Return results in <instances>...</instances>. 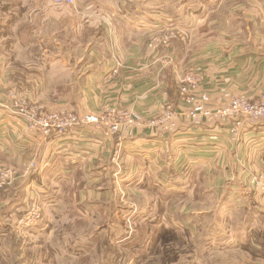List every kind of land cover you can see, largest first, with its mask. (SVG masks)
<instances>
[{"label": "crops", "instance_id": "0c3cea01", "mask_svg": "<svg viewBox=\"0 0 264 264\" xmlns=\"http://www.w3.org/2000/svg\"><path fill=\"white\" fill-rule=\"evenodd\" d=\"M200 1L205 3V11L199 13L203 16L197 17L202 23L209 10L227 2ZM250 1L251 6H246L248 0H243L239 3L240 11L231 10L228 15H235L234 21L226 19L237 25L240 33L236 38L225 39L214 49L201 51L190 59L195 61L184 67L194 65L204 73L194 105L199 109L223 107V95L227 92L253 98L264 91V9L255 5L260 0ZM50 2L53 5L11 9V15L3 20H9L15 45L25 49L45 39L43 33L35 38L40 32L34 34V26L29 25L40 10L47 24L76 21L77 28L87 35L90 53L72 68L63 60L53 63L56 58L39 53L23 54L19 59L17 54L7 56L0 50V94L6 96L16 90L38 102L35 96L49 95L51 84L67 77L76 79L72 85L66 86L68 79L63 84L65 92L71 90L73 96L61 103H58L60 97L54 101L47 99L48 108L83 114L101 112L106 105L114 103L134 108L145 121L163 111L168 101L178 110L182 100L176 81L177 66L170 71L176 85H170L169 73L158 71L143 44L145 35L179 24L177 10L168 11L164 0H75L73 5ZM19 9L25 11L17 16ZM195 22L194 17L187 29L194 28ZM251 22L252 32L242 25L251 26ZM23 27L33 32L28 28L25 33L21 31ZM13 28L16 29L12 34ZM17 30L21 31V37ZM29 62L46 75L28 71ZM35 76L40 79L39 85ZM46 76L54 81L46 83ZM23 88L26 92L21 91ZM4 96H0V103H6ZM231 123V119L220 117L199 120L178 117L177 127L170 133L145 125L121 131L112 138L99 132L74 130L61 137L44 139L32 134L0 104V166L6 165L16 174L12 183L14 192L7 196L16 206L22 187L29 188L32 195L36 184H40V190L45 193L57 191V197H62L64 212L74 205L76 213L73 217L68 215L72 220L87 215L89 204L83 200L88 188L100 192L97 198L101 199L102 192L110 188H106L109 183L116 191L132 190L136 186L153 194L157 207L161 203L168 206L171 201L173 206L182 205L178 208L179 214L186 212L189 221H197L194 229L199 220L216 217L223 223L219 227L221 236L223 233L225 238L233 237L237 241L235 245L220 246L221 251L242 249L264 259V197L252 182L253 176L264 172V121L247 127L238 137L230 134ZM115 150H119V161L112 159ZM58 177H61L60 183H54L53 179ZM27 197H22L20 202L24 204ZM1 203L7 205V201ZM210 206L217 209H207ZM179 214L175 215L178 222Z\"/></svg>", "mask_w": 264, "mask_h": 264}, {"label": "rangeland", "instance_id": "374dc122", "mask_svg": "<svg viewBox=\"0 0 264 264\" xmlns=\"http://www.w3.org/2000/svg\"><path fill=\"white\" fill-rule=\"evenodd\" d=\"M164 1L168 11L177 10L180 13L179 24L164 27L151 35H145L143 44L145 45V53L153 58L158 71L163 70L169 73L167 77L170 85H176L170 71L175 68V65L177 66L179 74L176 81L179 85L184 72L190 68L189 66L186 67L187 69L184 67L195 61V59H190L197 57L203 50L214 49L218 43H222L225 39H235L236 34L240 33L236 30L237 25L228 23L226 19L234 21L236 16L228 14L231 10L240 11L241 4L239 3L243 0H227L220 5L217 4L204 15L207 17L204 23L197 19V17L203 16L199 13L205 11V3H201L200 0ZM53 2L54 4L57 3L54 0ZM42 4L53 5L50 0L46 2L44 0H0L1 52L7 56L17 54L19 59H22L23 54L37 55L39 53L43 57L56 58L57 60L53 63H60V60H63L72 68L81 64V61L90 53V47L86 45L88 42L86 40L87 35L84 36L85 31L77 28L76 21H53L47 24L41 17L43 14H40V10L38 14H35L37 18L33 19L32 24L29 25L34 26V34L40 32V34L35 35V38L43 33L46 35L45 39L43 38L42 42L39 40L34 46L25 48L26 50L15 45V38L13 35L11 36L9 20L3 19L9 17L11 9L16 6L41 7ZM73 4H75V0L71 5ZM245 5L251 6L252 2L248 0ZM255 5L264 9V1L260 0ZM22 11L25 10L19 9L17 16ZM54 11L56 12L57 8ZM262 12L264 13V10ZM194 17L196 20L194 28L187 29L194 22ZM24 24L26 23L24 22ZM250 24L251 26L248 23L242 25L248 27V31L252 32L254 24L253 22ZM28 28L23 27L21 31L26 33ZM15 29H12V34ZM21 31L17 30L20 37ZM30 32L32 33L33 30L30 29ZM167 34L171 35L169 43L166 46L156 44L155 51L151 53L148 49L151 37L155 35L156 38L162 40ZM27 69L41 73L40 76L46 75L31 62L27 63ZM35 78L36 84L39 85L40 79L38 76ZM45 80L46 83L54 81L52 78L47 79V76ZM66 80L67 86L68 84L72 85L76 79L60 78L51 84L54 87L48 88L49 95L40 93L38 97H34L38 102L31 101L23 92L20 94L33 103L43 105L50 112L61 113L63 110L48 108L46 102L47 99L54 101L53 99L59 97L58 100L61 101L58 103L66 102L73 96L70 93L71 90L69 93L65 92L63 84ZM24 90L26 92L24 88L21 91ZM0 96L4 95L0 94ZM4 97L6 98L4 101L10 100L9 97ZM50 103L52 102L48 104ZM110 104L106 105L101 112L88 111L86 113H97L105 116L106 109ZM118 107L134 109L124 107L121 104ZM139 115L141 114L139 113ZM15 179L16 174L12 170L11 178L6 179L7 182L0 189V264H264L263 257L259 258L254 253H247L242 249L239 251H234V249L221 251L220 246L235 245L237 241L233 237L225 238L223 233L221 236L219 227L223 223L221 224L216 217L199 220L201 222L194 229V224L197 221L195 223L189 221V218L185 216L186 212L184 215L179 214L182 205L179 206L180 209L178 210L179 207L173 206V201H171L168 206L157 207V200L154 199L153 194L147 193L146 190L142 191L139 187L135 188V185L132 190L123 188V190L116 191L111 189V183H109L110 185L107 184L106 188H110L102 192L101 199L97 198L100 192L97 193L95 188H88L87 195L83 192V197L85 195L83 201L85 204H89L86 207L88 208L87 215L82 214L80 219L69 220L68 215L71 217L74 215L70 210L71 206L64 212L63 200L61 196L57 197V191L45 193L40 190L42 188L40 184H36L32 195L29 194V188L23 190L24 187H22L18 191L20 194L23 191L19 197V202L16 206L12 204L7 195L14 192L15 186L12 188V183ZM59 180L61 177L53 179L54 183H60ZM109 180L111 181L110 178ZM9 186L11 188H8ZM125 186L131 187L127 184ZM115 193L119 197H114L116 196ZM21 196H28L26 198L28 201L22 204L20 202L23 200ZM155 197H157L156 193ZM2 200L7 201V205H3ZM34 205L41 209V218L37 223L31 225L21 224L19 219L26 209ZM210 208L217 209L216 206H210L207 209ZM162 212H164L163 217H159L158 214ZM177 213L180 215L179 222L178 217L175 216ZM13 223L17 235L10 226ZM242 243L243 240L241 245Z\"/></svg>", "mask_w": 264, "mask_h": 264}, {"label": "built area", "instance_id": "2783aa9c", "mask_svg": "<svg viewBox=\"0 0 264 264\" xmlns=\"http://www.w3.org/2000/svg\"><path fill=\"white\" fill-rule=\"evenodd\" d=\"M57 3L72 4L74 0H54ZM158 39L153 35L149 42L148 49L153 53L156 44L166 46L169 37ZM204 81V73L198 67L188 68L180 82V95L182 104L178 110L174 109L172 103H167L163 111L145 121L144 116L139 115L135 109H124L118 105L110 104L106 109L105 116L97 113H86L80 115L75 111L63 110L61 113L50 112L49 109L38 103L29 101L16 90L9 91L6 96L10 100L1 102L19 122L24 123L28 130L44 139L57 138L66 135L74 130H85L87 132H99L105 137L112 138L121 131L137 129L148 126L153 130L160 129L164 133L175 131L178 117H186L193 120L201 118L220 117L231 119L230 134L233 137L241 135L247 127L254 126L264 121V91L257 97H247L243 94L227 92L223 95L225 105L216 109H199L194 106L197 102V94ZM112 159L119 161V150L112 153ZM33 165V163H32ZM12 169L6 165L0 166V189L11 178ZM254 187L264 197V172L252 177ZM42 216L41 209L34 205L24 212L19 222L23 225L37 223Z\"/></svg>", "mask_w": 264, "mask_h": 264}, {"label": "trees", "instance_id": "16d2710c", "mask_svg": "<svg viewBox=\"0 0 264 264\" xmlns=\"http://www.w3.org/2000/svg\"><path fill=\"white\" fill-rule=\"evenodd\" d=\"M163 206H164V205H162V203H161V204H160V207H163ZM81 208H82V207H81ZM70 210H72V214H75V213H76V209H75L74 205H72V204H71ZM157 224H158V223H157ZM10 226H11V228H12V231H13V232H16L14 223L11 224ZM14 230H15V231H14ZM13 234H14V233H13ZM16 235H17V232H16ZM85 237H88V236L85 235Z\"/></svg>", "mask_w": 264, "mask_h": 264}]
</instances>
